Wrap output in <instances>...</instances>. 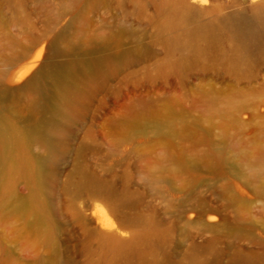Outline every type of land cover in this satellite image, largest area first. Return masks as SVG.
<instances>
[{
  "label": "rangeland",
  "instance_id": "obj_1",
  "mask_svg": "<svg viewBox=\"0 0 264 264\" xmlns=\"http://www.w3.org/2000/svg\"><path fill=\"white\" fill-rule=\"evenodd\" d=\"M259 1L0 0V264H264Z\"/></svg>",
  "mask_w": 264,
  "mask_h": 264
},
{
  "label": "bare ground",
  "instance_id": "obj_2",
  "mask_svg": "<svg viewBox=\"0 0 264 264\" xmlns=\"http://www.w3.org/2000/svg\"><path fill=\"white\" fill-rule=\"evenodd\" d=\"M196 0H191L194 2ZM199 5L205 4L206 0H198ZM255 1V0H254ZM202 8L196 6L184 7L182 10V17L184 19H192L201 12ZM252 11L255 14L256 24L252 21L246 20L243 17H237L232 19V23L235 27L236 33L242 37H258L264 41V0H260L253 8ZM255 25L259 27L256 28ZM86 181H89L88 177H85Z\"/></svg>",
  "mask_w": 264,
  "mask_h": 264
}]
</instances>
